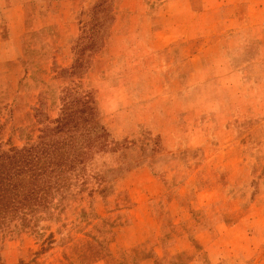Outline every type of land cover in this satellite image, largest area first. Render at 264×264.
<instances>
[{"label":"rangeland","instance_id":"1","mask_svg":"<svg viewBox=\"0 0 264 264\" xmlns=\"http://www.w3.org/2000/svg\"><path fill=\"white\" fill-rule=\"evenodd\" d=\"M96 1L0 0L2 148L35 145L37 130L57 118L64 89L72 90L67 96L77 110L81 90L92 93L96 122L103 128L83 164L51 179L33 214L2 231L0 250L16 237L31 246L28 259L61 251L73 264H84L80 258L89 248L106 252L118 215L112 214L119 205L132 208L128 195L114 191L121 188L118 179L142 167L156 180L146 184L148 191L160 186L168 191L155 211L167 223L169 213L186 223L166 225L174 238L194 239L209 223L213 232L218 222H237L253 185L260 189L258 201L264 200V0H128L111 15L115 22L106 51L99 47L89 53L87 41L79 47L76 79L69 70L77 58L73 47ZM45 13L58 14L56 23L31 31L36 15ZM172 30L169 39L177 40L164 45L157 33ZM234 172L238 176L232 179ZM252 175L259 177L251 180ZM198 184L210 191L201 200L213 203L185 219L181 207L196 206L189 190L195 192ZM201 215L215 224L202 222ZM132 234L127 236L140 238ZM234 234L242 245L249 239L251 247H233L227 234L217 264H264V226H244ZM201 249L191 248L196 261L184 255L175 264H209ZM0 264H6L1 255Z\"/></svg>","mask_w":264,"mask_h":264},{"label":"crops","instance_id":"2","mask_svg":"<svg viewBox=\"0 0 264 264\" xmlns=\"http://www.w3.org/2000/svg\"><path fill=\"white\" fill-rule=\"evenodd\" d=\"M22 1L29 2L30 0ZM127 1L128 0L118 1L120 10L126 8ZM57 17H59L58 14L51 13H45V15H36V21L33 22L31 31L38 33L42 29L50 27L54 24V22L56 23ZM53 19H55L54 22ZM37 20H39V22L42 21V23L40 22L38 26L37 23L39 22ZM173 32L174 30H172L171 32L160 31L157 34L163 35L164 45H168V43L177 40L176 38L169 39V36L173 35ZM236 33H234L233 35L235 36ZM61 36L62 35L60 33V37ZM165 39H168L166 41L167 43H165ZM222 143L221 145H223ZM235 176H238V174L234 172V175L232 174L230 177H233L232 179H235ZM258 177L259 176L255 177L252 175L250 179L255 180L258 179ZM261 179L264 180V175L261 177ZM152 182L153 185H155L156 180L151 176L150 171H147L145 167L128 172L121 179H118V185H121V188H118L116 190L114 189V191L118 194L123 192L124 196L128 195L126 201H130L128 203H131L130 206H132V208L130 207L127 209V206L124 207L119 205V209L114 211V213L112 214L114 215V217H116L117 214L120 215H117L115 219L113 218L114 220H116V223H114V227H112V232L113 235L117 233V236L112 235V239L110 240L109 244L106 245V252L101 253L97 250H90L86 252L85 254L93 258L92 261L86 264H130L132 258H138L136 264H175L177 263L175 260L184 255H186L187 258H190L191 261H196V258L198 257L196 256V258L194 259L195 255L191 252V248L194 250L196 245L202 247L199 254L201 255L202 253L207 262L209 261V264H217L219 261H221V259H223V257L219 256V254L223 252L225 235L229 234L232 236L231 245L233 247L238 246L242 249L245 248L249 250V248L251 247L250 240H246V243L242 245L241 242L235 240V237H233V235L235 236L234 233H236L237 231H242L244 226H250V228L256 227L257 225L264 226V200L261 202L258 201L260 189L258 186L256 188V186L253 185L250 190L251 201L249 202V205L246 209V213L237 222L232 225H228L223 221L215 224L211 222L209 216L201 215L202 222H205L206 219H209L212 224L216 225V231H211L210 228L213 225H209V223L207 224L208 228L202 229V227H200V229H198V234L196 237H194V239L193 237L189 236V234H184L182 237L180 236L178 238H174L175 236L171 235V233H169L168 235V232H166L168 228V226L166 225H170L171 229V227L173 228L174 226H186V223L181 222L179 218H177V216L175 218L174 214L170 215V213L169 215H167L170 218V222L167 223L164 220V214L161 215L160 213H157L155 211V206L159 204L162 197L168 191L166 188L164 189L163 186H160L158 189L156 188L154 192L148 191L149 188L146 184L148 183V185H150ZM193 188L196 189V191L191 192L190 189L189 194L193 195L194 201H192V204L196 206L192 208L183 206L181 207L180 213L181 216H187V218L185 219H189L190 216L192 217V215L196 213V211H201L208 205L213 203L204 202L201 200L200 196L209 195L208 192H210L207 191V189H204L203 185L198 184ZM184 191V188H182L180 191V195H182ZM132 192L133 194L138 195L137 199L132 197ZM217 192L218 187L216 188L215 193ZM252 198L254 199L252 200ZM236 209L232 208L231 211ZM126 212L129 215H126L127 218L123 219L122 215H124ZM217 216L222 215L218 214ZM130 232L139 235L140 238L127 236ZM144 233L146 234L145 236L143 235ZM251 234V238L254 239L255 232ZM131 237H134V240H132ZM25 242L27 243V239L25 240ZM27 248L31 249V246H22L20 240H18L16 237L12 240L9 239L4 243L2 249L0 250L1 259L2 261H5L6 264H30L31 259H35L36 262L39 261V264H73V261L71 259L65 258L69 257L68 254L64 256L61 251L59 253H54L53 257H45L46 259L44 257L39 259L37 255V257L34 255L33 257H31V255L28 259L26 258V256H28L29 253L34 252L29 251ZM140 250H142V252H138ZM217 257H220V259H217ZM191 263L194 262H190L189 264Z\"/></svg>","mask_w":264,"mask_h":264},{"label":"trees","instance_id":"3","mask_svg":"<svg viewBox=\"0 0 264 264\" xmlns=\"http://www.w3.org/2000/svg\"><path fill=\"white\" fill-rule=\"evenodd\" d=\"M118 1L97 0L92 6L90 13L93 15L87 26L80 29V36L73 47L77 58L69 70L70 75L76 79H80L76 73L81 68L78 52L83 51L79 48L83 41L88 42L89 53L97 52L99 47L106 51L109 47L115 22L111 15L115 16ZM70 91L72 90L62 91L63 99L68 102L61 101L63 99L60 96L61 108L57 118L46 120L47 125L37 130L40 136L35 145L4 150L0 144V234L9 224L17 220L23 222L28 215H32V207L36 208L41 200L44 201L42 197L48 194L50 180L83 164L88 152L100 143L103 128L96 122L98 107L96 100L92 101V93L81 90L83 96H78L76 101L81 108L77 110L70 107L72 100L67 96ZM32 112L33 118L38 116L37 112ZM38 125H42V122ZM51 125L53 126L50 127ZM79 130L82 132L76 135L75 132ZM89 133L91 136L88 139ZM92 260L87 254L80 258L84 264Z\"/></svg>","mask_w":264,"mask_h":264}]
</instances>
